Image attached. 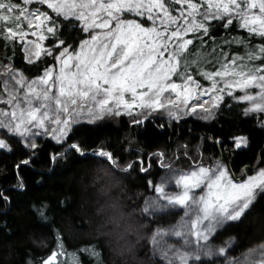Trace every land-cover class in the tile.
Listing matches in <instances>:
<instances>
[{"label": "snow or ice", "instance_id": "snow-or-ice-1", "mask_svg": "<svg viewBox=\"0 0 264 264\" xmlns=\"http://www.w3.org/2000/svg\"><path fill=\"white\" fill-rule=\"evenodd\" d=\"M0 42L28 65L0 60V156L16 157L12 182L0 177V206L11 202L31 245L48 248L41 258L26 250L16 260L13 247V259L0 264H60L69 255L47 198L17 204L11 195L26 196L23 173L41 154L49 163L80 157L97 165V235L70 254L73 264H264V238L240 256L232 255L243 246L236 237L215 243L264 200V143L254 146L251 131L226 121L205 137L220 147L206 164L188 144L178 156L167 141L139 139L162 113L216 121L228 112L264 131V0H0ZM109 120L131 126L122 144L100 132ZM45 137L62 151L46 152ZM237 150L251 156L234 169ZM181 156L190 159L187 169L164 163ZM153 159L167 169L147 181L157 195L118 183L117 174L148 173ZM173 183L183 190L167 191ZM177 211L183 216L167 223ZM257 252L259 259L248 258Z\"/></svg>", "mask_w": 264, "mask_h": 264}, {"label": "trees", "instance_id": "trees-1", "mask_svg": "<svg viewBox=\"0 0 264 264\" xmlns=\"http://www.w3.org/2000/svg\"><path fill=\"white\" fill-rule=\"evenodd\" d=\"M242 33L243 30H239ZM218 34H222V30H218ZM7 56H12L11 52H7L3 48V42H0V60ZM13 63L21 69L27 67V62L23 59L22 54L16 51L12 56ZM7 63V61H4ZM197 78H199L197 74ZM202 84L209 83L205 79H201ZM227 99V98H226ZM127 119V117H124ZM226 121L234 123L246 133L251 131L254 146L264 143V131H259L252 128L250 123H241L240 120L228 113L222 112L219 114L216 121H204L195 117L185 116L179 121H168L165 118H156L152 123L147 124L146 130H141L139 139L148 143H155L158 146H163L165 141L171 144L169 153H176L178 156L183 152L181 147L184 144L189 145L190 155L202 153L203 157L208 159L209 156L220 154L219 145L213 146L211 137L219 131V126ZM164 124L165 127H159ZM131 126L123 127L118 120H109V122L100 129L113 143L117 140L122 144L124 138L129 135ZM47 141L46 152L62 151L59 149L56 142L44 138ZM120 144H117V149ZM257 152L260 149L257 147ZM148 152L155 151V148L147 149ZM238 151V150H237ZM251 156V152L238 151L234 155V169L242 168L249 163L247 159ZM151 159V158H149ZM174 161L176 158H173ZM16 162V157L12 154L0 156V177L7 175L9 183H11L12 172L8 171L13 163ZM152 168L148 173H134L132 176H123L117 174L119 184L125 186L131 192H140L145 195H157L148 185V179H153L158 182L159 177L164 174L155 160H152ZM176 166L186 168L190 164V159H176ZM97 165L89 160L80 157L70 158L67 160L61 159L55 163L47 162V156L41 154L38 156L35 165L25 169L24 175L27 179V194L24 197H17L13 192L15 202L17 204L26 202L28 199L37 200L47 198L50 202L52 211L50 215L54 218V228L62 230L64 234L65 249L69 255H60V264H73L71 253L79 249L82 245L90 243L96 238L97 217L94 214L95 193L91 186V178L96 171ZM239 173H237V176ZM4 181L0 179V184ZM5 187L7 185L5 184ZM61 201L62 203H57ZM11 209V210H9ZM0 259L12 260L10 255L13 247L16 249V260H19L26 250L34 251L36 258H41L48 253V248H36L31 245L28 237L26 223L20 219L19 210L8 205L0 206ZM181 214L175 212L174 215L165 217L167 223H174L179 220ZM264 225V200L248 213L247 218L243 223L230 222L216 235L215 243L219 244L222 240H226L229 236L236 237V244H242V247H237L232 255L240 256L241 253H246L250 247H256L264 238V231L261 226ZM47 233L48 230L45 229ZM49 247H53V237L49 233L47 235ZM31 245V248H30ZM144 250H141L138 255L143 256ZM113 261L119 258L112 257ZM155 264V262H153Z\"/></svg>", "mask_w": 264, "mask_h": 264}, {"label": "rangeland", "instance_id": "rangeland-1", "mask_svg": "<svg viewBox=\"0 0 264 264\" xmlns=\"http://www.w3.org/2000/svg\"><path fill=\"white\" fill-rule=\"evenodd\" d=\"M0 107H3V105H0ZM157 118H165V119H167L168 121H173V120H171V119L167 116L166 113H162V114H160V116H157ZM182 119H183V118H182ZM49 139H51V138H49ZM201 158L204 160V162H205L206 164L209 162V160L206 159V158H204L203 156H202ZM185 159H188V158H185ZM175 161H176V159H175ZM175 161H174L173 158H172V159H165V160H164V163H165V164H171V166H172L173 169H187V168L189 167V165H186V168H182V167H180V166H176ZM158 166H159V168H160L161 170H163V172H164V174H165L166 171H167V169L164 168V167H162L160 164H158ZM166 190H167V191H171V192L179 193V192L182 191L183 189H182V186H181V185H175V184L173 183V184H172L171 186H169ZM195 191L199 192V190H195ZM179 207L182 208L183 206H179ZM177 212L180 213L181 216H183V211H177ZM181 216H180V217H181ZM179 219H180V218H179ZM174 223H175V222H174ZM193 239H194V238H193ZM171 242L175 243V238H174ZM245 254L247 255V252H246ZM248 258H249L250 260H252V261H255V260L259 259V254H258V252H257V253H253V254H252L251 256H249ZM203 259H205V260H209V259H213V258L204 257Z\"/></svg>", "mask_w": 264, "mask_h": 264}]
</instances>
